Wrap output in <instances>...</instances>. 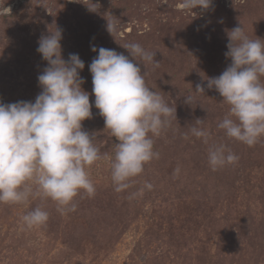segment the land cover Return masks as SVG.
I'll return each instance as SVG.
<instances>
[{"label":"rangeland","instance_id":"rangeland-1","mask_svg":"<svg viewBox=\"0 0 264 264\" xmlns=\"http://www.w3.org/2000/svg\"><path fill=\"white\" fill-rule=\"evenodd\" d=\"M181 2L0 0V103L35 102L42 91L38 76L48 66L38 41L61 29L62 58L76 54L85 65L79 75L93 118L83 129L109 157L88 169L95 196L81 191L75 211L62 215L51 199L34 197L26 204L0 203V264H264V137L251 148L227 138L219 124L229 106L207 88V78L231 64L225 56L229 31L240 26L250 39L264 40V0H212L209 10L192 12L181 10ZM107 20L117 25L113 36ZM132 43L155 54L158 68L139 58L133 63L146 85L176 108V119L152 137L159 159L118 193L110 161L119 141L95 108L89 66L101 47L131 60L123 46ZM192 127L210 134L208 144L191 134ZM212 145H224L238 162L212 171ZM37 207L49 220L28 229L22 218Z\"/></svg>","mask_w":264,"mask_h":264},{"label":"clouds","instance_id":"clouds-1","mask_svg":"<svg viewBox=\"0 0 264 264\" xmlns=\"http://www.w3.org/2000/svg\"><path fill=\"white\" fill-rule=\"evenodd\" d=\"M179 7L207 11L212 0H182ZM116 29L117 25L107 20L111 36ZM227 37L225 56L231 64L219 77L207 78V88H214L229 106L219 128L227 138L251 148L264 137V40L250 39L240 26ZM61 39L62 30L56 28L38 41L37 52L48 66L38 76L42 91L35 102L0 103V203L26 204L30 197L51 199L63 215L75 211L74 200L81 191L89 198L95 196L88 169L109 157L95 146V135L83 129V122L93 118L89 94L81 87L85 81L79 75L85 65L76 54H70L67 61L62 58ZM123 48L131 60L101 47L89 66L95 108L104 119L105 129L119 141L110 161L111 179L118 193L131 187L130 181L144 172L145 165L159 159L152 137H159L176 119V108L169 107L146 85L140 67L133 63L139 58L158 68L155 54L137 43ZM91 50L97 52L95 47ZM204 91L202 84L196 85L197 93L204 95ZM185 103L191 105L193 98L187 97ZM195 123L202 125L203 120ZM190 131L208 144L210 134L206 130L192 127ZM238 159L224 145H212L208 151L212 171ZM179 171L177 168L174 174ZM22 219L32 229L46 225L49 214L37 207Z\"/></svg>","mask_w":264,"mask_h":264}]
</instances>
